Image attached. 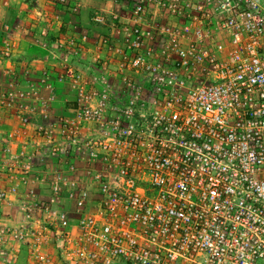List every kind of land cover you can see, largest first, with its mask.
Listing matches in <instances>:
<instances>
[{"label":"built area","instance_id":"2783aa9c","mask_svg":"<svg viewBox=\"0 0 264 264\" xmlns=\"http://www.w3.org/2000/svg\"><path fill=\"white\" fill-rule=\"evenodd\" d=\"M92 20L106 34L42 32L64 114L34 101L19 152L0 132L10 191L53 202L14 239L35 264H264V0H106Z\"/></svg>","mask_w":264,"mask_h":264},{"label":"crops","instance_id":"0c3cea01","mask_svg":"<svg viewBox=\"0 0 264 264\" xmlns=\"http://www.w3.org/2000/svg\"><path fill=\"white\" fill-rule=\"evenodd\" d=\"M90 2L70 0L64 6L59 0H0V100L6 101L11 95H25L24 99L15 98L12 107L0 118V132L5 134L14 152L22 149L29 127L40 120L38 115L34 117L36 120H22L30 118L29 109L34 106V101L39 107L50 105L53 114L61 115L67 108L68 99L72 97L69 86L64 87L63 84L55 82L57 91L54 99L49 100V89L39 83L40 73L44 68H55L54 60L47 57V50L41 46L43 30L47 29L49 32L47 41L51 47L63 36L71 34L75 27L81 31L95 32L97 35L106 34L105 25H96L92 20L93 14L105 6L106 0H100V3ZM52 74L55 78L57 71ZM9 156L0 152V192L7 191V197L0 204V219L12 222L14 218L8 217V212L22 214L24 205L20 201L23 189L20 187L12 192L9 188L13 182H20L12 180V171L8 169L12 161ZM25 185L24 183L23 187ZM11 247L15 255H19L20 248L14 240Z\"/></svg>","mask_w":264,"mask_h":264},{"label":"rangeland","instance_id":"374dc122","mask_svg":"<svg viewBox=\"0 0 264 264\" xmlns=\"http://www.w3.org/2000/svg\"><path fill=\"white\" fill-rule=\"evenodd\" d=\"M7 1L11 2V0H5V2ZM90 1V4L97 1L100 3V0ZM63 86L67 87V85L64 84ZM67 92L68 91H66V93ZM23 184L21 185L23 194L20 197V201L24 205L21 209L22 214L15 213L14 211L12 213L8 212L7 216L14 218L12 222L8 221L7 219H0V264H35L29 245L23 241L24 239L22 241H16L12 235V231L14 227L25 223L27 215L25 206L27 203H30L33 206L32 210L35 216L39 218H42L43 215L46 214L45 211L47 207L53 205L52 198L46 194L44 185H42L39 181L35 182L34 184L25 183L26 185L24 187ZM29 188L30 190H35V194L27 191ZM4 200L5 198L0 197V204ZM13 224H16V226ZM12 240H14L15 244H17V246L20 248L19 255H15L13 247H11Z\"/></svg>","mask_w":264,"mask_h":264}]
</instances>
